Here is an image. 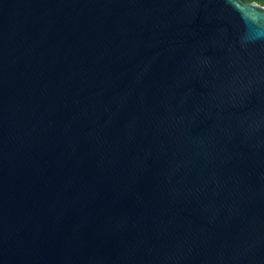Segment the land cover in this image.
Instances as JSON below:
<instances>
[{
	"label": "water",
	"instance_id": "water-1",
	"mask_svg": "<svg viewBox=\"0 0 264 264\" xmlns=\"http://www.w3.org/2000/svg\"><path fill=\"white\" fill-rule=\"evenodd\" d=\"M0 264H264V7L0 0Z\"/></svg>",
	"mask_w": 264,
	"mask_h": 264
},
{
	"label": "rangeland",
	"instance_id": "rangeland-1",
	"mask_svg": "<svg viewBox=\"0 0 264 264\" xmlns=\"http://www.w3.org/2000/svg\"><path fill=\"white\" fill-rule=\"evenodd\" d=\"M242 3H254V4H257L259 5L256 0H240Z\"/></svg>",
	"mask_w": 264,
	"mask_h": 264
},
{
	"label": "trees",
	"instance_id": "trees-1",
	"mask_svg": "<svg viewBox=\"0 0 264 264\" xmlns=\"http://www.w3.org/2000/svg\"><path fill=\"white\" fill-rule=\"evenodd\" d=\"M259 6L264 7V0H256Z\"/></svg>",
	"mask_w": 264,
	"mask_h": 264
}]
</instances>
